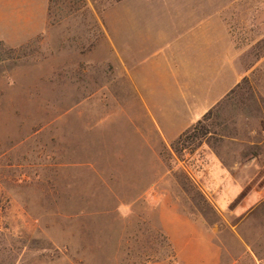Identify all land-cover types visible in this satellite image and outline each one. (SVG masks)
<instances>
[{"label":"rangeland","instance_id":"obj_1","mask_svg":"<svg viewBox=\"0 0 264 264\" xmlns=\"http://www.w3.org/2000/svg\"><path fill=\"white\" fill-rule=\"evenodd\" d=\"M205 1L241 77L180 156L190 110L122 78L138 0H0V264H264V0Z\"/></svg>","mask_w":264,"mask_h":264},{"label":"crops","instance_id":"obj_2","mask_svg":"<svg viewBox=\"0 0 264 264\" xmlns=\"http://www.w3.org/2000/svg\"><path fill=\"white\" fill-rule=\"evenodd\" d=\"M138 1L121 13L122 78H128L141 101L143 92L159 87L169 94L170 100L190 110L189 120L178 129L163 131L157 124L164 140L172 142L199 122L238 84L240 53L234 46L223 11L217 13L213 21L202 15L207 8L205 0H181L177 6L169 5L167 0ZM162 3H167L165 8L156 5ZM106 39L114 44L112 37ZM131 60L142 70L136 78L131 73ZM152 71L156 76L154 81ZM177 114L182 112L178 110ZM188 223L206 233L203 224ZM210 250L201 262L218 264V248L212 244Z\"/></svg>","mask_w":264,"mask_h":264},{"label":"trees","instance_id":"obj_3","mask_svg":"<svg viewBox=\"0 0 264 264\" xmlns=\"http://www.w3.org/2000/svg\"><path fill=\"white\" fill-rule=\"evenodd\" d=\"M207 115H205L206 117ZM202 122L199 121L197 122L196 125H194L192 128H190L189 130H187L186 132H184L176 141H174V143L172 144V148L174 149V151L181 156V153L187 149L185 146V142L190 138L191 134H196L198 132H200V135L204 136V130L206 131V128L204 126H201ZM201 128V129H200ZM183 147V148H181ZM186 176V175H185ZM206 202V201H205ZM165 240L167 241V246L171 249V260H175L176 257V252L175 249L172 247V244L170 243V241L165 237Z\"/></svg>","mask_w":264,"mask_h":264}]
</instances>
